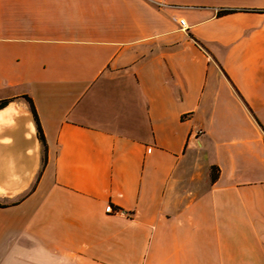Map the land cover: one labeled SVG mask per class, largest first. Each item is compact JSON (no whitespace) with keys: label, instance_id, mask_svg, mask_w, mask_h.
I'll return each instance as SVG.
<instances>
[{"label":"crops","instance_id":"1","mask_svg":"<svg viewBox=\"0 0 264 264\" xmlns=\"http://www.w3.org/2000/svg\"><path fill=\"white\" fill-rule=\"evenodd\" d=\"M5 99L0 264H264V0H0Z\"/></svg>","mask_w":264,"mask_h":264},{"label":"trees","instance_id":"2","mask_svg":"<svg viewBox=\"0 0 264 264\" xmlns=\"http://www.w3.org/2000/svg\"><path fill=\"white\" fill-rule=\"evenodd\" d=\"M31 104V108L33 110V113H34V116H35V119H36V123H37V128H38V134H39V137L40 139L42 140L43 144L45 145V148L47 149V142H46V138H45V134H44V131H43V128H42V125H41V122H40V118H39V115L37 113V109H36V106H35V103L33 101V99L29 96H24ZM11 100L10 99H5V100H1L0 101V109L4 108L5 106H7L9 104ZM46 160V159H45ZM213 181L216 180L217 178V174H216V170L213 168Z\"/></svg>","mask_w":264,"mask_h":264},{"label":"built area","instance_id":"3","mask_svg":"<svg viewBox=\"0 0 264 264\" xmlns=\"http://www.w3.org/2000/svg\"><path fill=\"white\" fill-rule=\"evenodd\" d=\"M181 25L183 26V27H185L186 26V21L185 20H181ZM106 210H107V212H114V211H116V209L114 208V206L111 204V203H109L108 205H107V207H106ZM120 212H124L123 210H121V209H118Z\"/></svg>","mask_w":264,"mask_h":264}]
</instances>
